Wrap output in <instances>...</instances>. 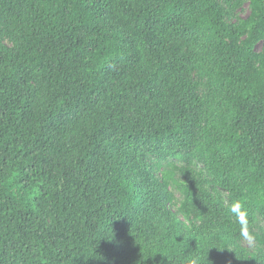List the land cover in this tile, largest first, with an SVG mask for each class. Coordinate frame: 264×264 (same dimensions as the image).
<instances>
[{
    "label": "trees",
    "instance_id": "trees-1",
    "mask_svg": "<svg viewBox=\"0 0 264 264\" xmlns=\"http://www.w3.org/2000/svg\"><path fill=\"white\" fill-rule=\"evenodd\" d=\"M0 264H264V0H0Z\"/></svg>",
    "mask_w": 264,
    "mask_h": 264
},
{
    "label": "rangeland",
    "instance_id": "rangeland-1",
    "mask_svg": "<svg viewBox=\"0 0 264 264\" xmlns=\"http://www.w3.org/2000/svg\"><path fill=\"white\" fill-rule=\"evenodd\" d=\"M235 14H236L239 18H241V19H245V18L249 15V4H248V2L244 1V2L242 3L241 8H238V9L236 10ZM261 47H262V43L259 42V43L254 47V50H255L256 52H260V51H261ZM177 216H178L179 219H182V216H180V215H177ZM242 245L244 246V248H246L247 250L251 251V249H253V247H254L255 244H254L253 241L250 242V240H249V241L245 240V241H243V244H242Z\"/></svg>",
    "mask_w": 264,
    "mask_h": 264
},
{
    "label": "clouds",
    "instance_id": "clouds-1",
    "mask_svg": "<svg viewBox=\"0 0 264 264\" xmlns=\"http://www.w3.org/2000/svg\"><path fill=\"white\" fill-rule=\"evenodd\" d=\"M229 211L236 217L237 220L246 217L247 213L239 201H234L229 205Z\"/></svg>",
    "mask_w": 264,
    "mask_h": 264
}]
</instances>
